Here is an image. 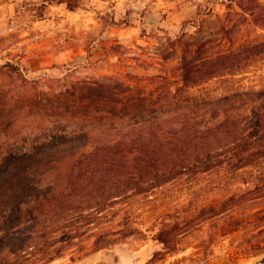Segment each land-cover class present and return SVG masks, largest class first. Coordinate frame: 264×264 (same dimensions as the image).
Instances as JSON below:
<instances>
[{
	"label": "trees",
	"instance_id": "16d2710c",
	"mask_svg": "<svg viewBox=\"0 0 264 264\" xmlns=\"http://www.w3.org/2000/svg\"><path fill=\"white\" fill-rule=\"evenodd\" d=\"M82 1L44 0L69 10ZM225 8L212 15L214 27L203 18L212 9L198 8L184 22L192 34L166 37L181 47L173 74L78 76L96 69L87 61L29 78L18 62L0 64L8 78L0 85V264L74 258L146 239V231L174 252L191 225H217L231 208L264 202V87L242 83L264 65V2ZM126 50L116 43L104 53L121 62ZM150 57L131 59L143 65ZM209 172L217 177L199 184L182 209L141 228L135 209L156 188L186 176L199 182ZM235 181L252 187L198 205L203 192ZM251 215L264 228V206ZM219 230L229 233L232 224Z\"/></svg>",
	"mask_w": 264,
	"mask_h": 264
},
{
	"label": "rangeland",
	"instance_id": "374dc122",
	"mask_svg": "<svg viewBox=\"0 0 264 264\" xmlns=\"http://www.w3.org/2000/svg\"><path fill=\"white\" fill-rule=\"evenodd\" d=\"M234 1L83 0L80 7L69 10L65 4H47L44 0H0V64L6 60L18 62L29 78L44 73L59 75L65 68L87 61L97 62L96 69L90 65L91 69L78 76L116 71L173 74L181 47H172L166 37L192 34L195 28L184 22L196 18L198 8L204 12L212 9V14L203 18L214 27L212 15L224 12L225 4ZM116 43L127 48L121 62L113 54L104 53ZM141 53L152 56L143 65L131 59ZM6 82L8 78L0 74V85ZM242 83L264 87V65L250 69ZM216 177L209 172L196 182L186 176L156 188L135 209L138 222H143L141 228L146 230L153 224L156 228L164 214L180 210L194 199L199 184ZM251 187L252 183L235 181L226 189L203 192L198 205L216 204ZM261 206L264 202L258 200L253 205L231 208L214 219L217 225L205 221L191 225L184 230L183 247L174 252H167L153 237L155 231H146V239L74 258L66 253L46 264H264V251H255L257 244H264V228H258L251 215ZM224 223L232 224V230L217 234Z\"/></svg>",
	"mask_w": 264,
	"mask_h": 264
}]
</instances>
